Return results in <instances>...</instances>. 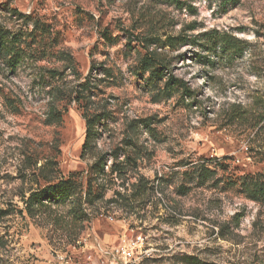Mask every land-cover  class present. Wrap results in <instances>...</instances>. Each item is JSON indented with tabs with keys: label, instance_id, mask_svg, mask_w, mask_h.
<instances>
[{
	"label": "rangeland",
	"instance_id": "obj_1",
	"mask_svg": "<svg viewBox=\"0 0 264 264\" xmlns=\"http://www.w3.org/2000/svg\"><path fill=\"white\" fill-rule=\"evenodd\" d=\"M0 34V264H97L138 234L141 264H264V204L239 187L264 174V0H0ZM68 179L81 206L28 212Z\"/></svg>",
	"mask_w": 264,
	"mask_h": 264
},
{
	"label": "trees",
	"instance_id": "obj_2",
	"mask_svg": "<svg viewBox=\"0 0 264 264\" xmlns=\"http://www.w3.org/2000/svg\"><path fill=\"white\" fill-rule=\"evenodd\" d=\"M228 2H232L234 4H238L240 0H227ZM3 36L2 34H0ZM224 40L222 43V46L224 48ZM219 44V42H218ZM221 44V42H220ZM5 46V43L3 42V37L0 38V47ZM6 49V48H5ZM150 68H154V66H150ZM162 70H159L158 68L154 69V76H157L158 78L161 77ZM165 89H167L169 92L172 93L175 89H181L184 91H189V89L184 86L182 81L175 79L174 77L170 76L165 84ZM84 119L86 121V137L85 142L83 144L82 153L87 154L92 151L93 146L96 142L97 138V131L96 126L99 122V115L95 114H89L88 112L84 113ZM49 121L51 124H60L62 122V115L60 111L57 110V107H53L50 110L49 114ZM92 176H98L105 173V161L104 157H101L98 159V161L92 166L91 168ZM206 175V171H201L200 176L203 178ZM93 182H96L95 180L89 181V189L86 191V197L88 203H94V201H98L100 199H103V195H93ZM242 191L247 194V197L255 202H261L264 204V174H258L253 177H249L248 179L245 178L242 180V183L239 186ZM56 192H59V195H57L59 198H61L63 201H66L70 198H74V204L76 207H79L82 205V191L80 187L76 184L75 181L72 179L63 180L55 185H50L48 187H45L44 189H41L40 191L34 192L28 199L27 204V210L28 212H32L37 207H43L46 201L52 200L55 198ZM78 212V210H77ZM4 213L1 211L0 216Z\"/></svg>",
	"mask_w": 264,
	"mask_h": 264
},
{
	"label": "built area",
	"instance_id": "obj_3",
	"mask_svg": "<svg viewBox=\"0 0 264 264\" xmlns=\"http://www.w3.org/2000/svg\"><path fill=\"white\" fill-rule=\"evenodd\" d=\"M151 248L142 234L134 236L116 247H101L98 245L97 253L100 256L97 264H141L151 255Z\"/></svg>",
	"mask_w": 264,
	"mask_h": 264
}]
</instances>
